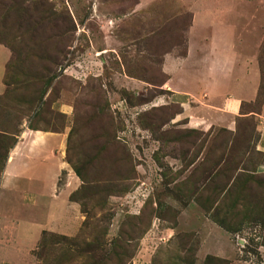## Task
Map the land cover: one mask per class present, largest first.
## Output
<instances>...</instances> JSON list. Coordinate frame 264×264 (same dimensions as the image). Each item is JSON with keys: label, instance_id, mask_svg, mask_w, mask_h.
I'll list each match as a JSON object with an SVG mask.
<instances>
[{"label": "rangeland", "instance_id": "374dc122", "mask_svg": "<svg viewBox=\"0 0 264 264\" xmlns=\"http://www.w3.org/2000/svg\"><path fill=\"white\" fill-rule=\"evenodd\" d=\"M0 46V121L64 134L0 192V264H264V0H0ZM245 63L260 97L212 124Z\"/></svg>", "mask_w": 264, "mask_h": 264}, {"label": "crops", "instance_id": "0c3cea01", "mask_svg": "<svg viewBox=\"0 0 264 264\" xmlns=\"http://www.w3.org/2000/svg\"><path fill=\"white\" fill-rule=\"evenodd\" d=\"M7 57L8 55H5L4 49H1L0 46V92H3L6 89L3 77L5 74ZM229 78L230 77L226 79L224 85L221 84L216 90L208 93V97L199 108H202V111L207 117H209V122L212 124L232 128L234 125V119L241 110L242 103L245 101H254L256 99L261 73L259 66L252 63H245L244 65H241L240 71L236 72L232 79ZM183 99L184 100L181 102H184L187 107L185 95H183ZM63 141L64 134L62 136L56 132L34 130L24 127L17 143L10 151L0 182V192L5 188L10 190L13 188V190H17L18 183L23 180L22 178L23 176H26V173L36 172L33 170H36L37 167L38 169L42 168L46 165L45 163H52L54 165V162L51 161L54 156L53 150L56 144L63 146ZM42 176L44 177H42L44 180L48 179L45 175L42 174ZM25 178L28 182L33 181L30 177ZM72 183L75 185L74 182ZM54 184V176L52 174L50 183H47V185L44 186H46L47 189L50 187L53 189ZM46 188L43 189L45 190ZM20 192H22V190ZM64 192V197H67V194L71 192V188L66 189ZM41 193L43 192H40V194ZM35 196L37 199L39 198V191L35 192L33 195L31 194L28 198L33 200L36 199ZM5 216L6 215L0 214V222Z\"/></svg>", "mask_w": 264, "mask_h": 264}, {"label": "trees", "instance_id": "16d2710c", "mask_svg": "<svg viewBox=\"0 0 264 264\" xmlns=\"http://www.w3.org/2000/svg\"><path fill=\"white\" fill-rule=\"evenodd\" d=\"M261 76H262V71H261ZM260 97V92L257 94L256 100ZM47 101L44 99V96H40L33 104V111L35 110H42L47 106ZM50 106V105H49ZM243 106V103H242ZM241 106V108H242ZM46 109V108H45ZM51 125V124H48ZM30 128L34 130H40V128L35 127L33 123H30ZM51 128H54L51 126ZM23 130V129H22ZM22 130H18L15 126L9 124V123H4L0 121V147L3 148V146H6L7 151L4 152L5 159H8L9 153L12 150V148L15 146V144L18 141V138L20 134L22 133ZM71 138V135H70ZM5 168V166H4ZM3 168V169H4ZM76 172L79 176H82V173L78 167H76ZM4 171V170H3ZM1 182V181H0ZM224 228H226L228 231H231L229 228L225 227V223L221 222L220 223Z\"/></svg>", "mask_w": 264, "mask_h": 264}]
</instances>
